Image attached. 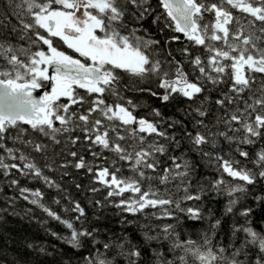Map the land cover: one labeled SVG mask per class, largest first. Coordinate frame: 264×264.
<instances>
[{
    "label": "snow or ice",
    "instance_id": "1",
    "mask_svg": "<svg viewBox=\"0 0 264 264\" xmlns=\"http://www.w3.org/2000/svg\"><path fill=\"white\" fill-rule=\"evenodd\" d=\"M0 200L75 264H264V0H0ZM56 255L26 237L0 264Z\"/></svg>",
    "mask_w": 264,
    "mask_h": 264
},
{
    "label": "trees",
    "instance_id": "2",
    "mask_svg": "<svg viewBox=\"0 0 264 264\" xmlns=\"http://www.w3.org/2000/svg\"><path fill=\"white\" fill-rule=\"evenodd\" d=\"M155 3V0H153ZM54 41L56 38H53ZM55 46L60 48V50L71 53V50L62 46L61 42L56 43ZM75 55L74 53H71ZM147 102L152 104L153 106L159 107L158 101L155 98L148 97ZM179 107V101H174L172 105L163 108L165 114H171L176 111ZM198 159V158H196ZM201 175L207 176L208 179H212L215 176V171L210 166H205L203 162L200 163V166L197 168V179L200 178ZM230 178L225 176V180ZM21 183H26L25 181H21ZM6 187V186H4ZM261 185H257L256 188L252 189L253 191L259 192L261 190ZM10 194V193H9ZM227 197L224 195H206L202 196V204L201 202H196L197 204H201L202 212L205 214L207 220H212L219 218L221 219V225L218 227V236L217 239L223 237L227 239L228 226L232 222V217L228 215H223V208ZM191 204L192 202H187ZM86 206V205H85ZM3 201L0 200V208H3ZM25 207H30L23 201H19L17 203L16 211L21 213V215H8L6 213L0 212V251L7 249L11 255H15L17 252L22 250V242L25 238L39 237L40 243L47 246L51 249L52 245H55L57 250V255L55 257L56 260H65L71 256L73 264H75V256H72L71 252L67 249V245H63L60 241L55 240L50 235L46 234L44 229L49 228L51 231H61V226L56 224L54 221L48 220L46 224L43 226L38 222L37 219L29 220L28 217L22 216L23 209ZM91 211V210H89ZM209 211H211V215H209ZM261 209L259 207L255 208V216L257 222L261 217ZM109 216L108 220H102L101 226L104 224H108L109 226H113V218L112 212L109 211L107 213ZM35 217L39 219H44L42 214L38 211L34 213ZM171 222V221H169ZM180 228L178 229L182 234L191 235L192 238H196L197 234L207 227L206 222L201 221H190L186 217H182L179 221ZM63 253V255H61ZM2 259V256H0ZM29 259H33V257H29ZM48 259H53L49 257Z\"/></svg>",
    "mask_w": 264,
    "mask_h": 264
},
{
    "label": "water",
    "instance_id": "3",
    "mask_svg": "<svg viewBox=\"0 0 264 264\" xmlns=\"http://www.w3.org/2000/svg\"><path fill=\"white\" fill-rule=\"evenodd\" d=\"M39 91V90H38ZM34 94H36V93H34Z\"/></svg>",
    "mask_w": 264,
    "mask_h": 264
}]
</instances>
